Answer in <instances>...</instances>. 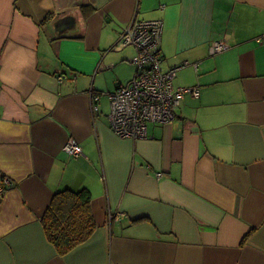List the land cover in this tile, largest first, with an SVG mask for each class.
Segmentation results:
<instances>
[{"label": "crops", "instance_id": "obj_1", "mask_svg": "<svg viewBox=\"0 0 264 264\" xmlns=\"http://www.w3.org/2000/svg\"><path fill=\"white\" fill-rule=\"evenodd\" d=\"M134 18L163 21L162 69L199 88L143 139L109 120ZM263 35L264 0H0V264H264ZM64 188L96 228L60 255L41 218Z\"/></svg>", "mask_w": 264, "mask_h": 264}, {"label": "built area", "instance_id": "obj_2", "mask_svg": "<svg viewBox=\"0 0 264 264\" xmlns=\"http://www.w3.org/2000/svg\"><path fill=\"white\" fill-rule=\"evenodd\" d=\"M163 21L161 19L131 20L122 30L119 42L131 46L134 55L129 61L134 71L131 78L108 92L110 102L109 120L112 131L121 138H147L148 123L166 124L175 115L174 108L186 94L197 97V86H175L176 71L184 65L179 64L162 69L161 38ZM261 40L264 42V35ZM227 44L221 40L211 42V52L224 50ZM97 96L93 97V107ZM63 149L73 156L82 154L80 144L70 138ZM161 176V172L156 173ZM5 178L0 192L8 186ZM122 212L110 213L109 218L120 219Z\"/></svg>", "mask_w": 264, "mask_h": 264}, {"label": "trees", "instance_id": "obj_3", "mask_svg": "<svg viewBox=\"0 0 264 264\" xmlns=\"http://www.w3.org/2000/svg\"><path fill=\"white\" fill-rule=\"evenodd\" d=\"M41 223L47 239L60 255L85 241L96 228L89 190L64 188L55 192ZM249 234L250 232L243 237L242 242Z\"/></svg>", "mask_w": 264, "mask_h": 264}, {"label": "rangeland", "instance_id": "obj_4", "mask_svg": "<svg viewBox=\"0 0 264 264\" xmlns=\"http://www.w3.org/2000/svg\"><path fill=\"white\" fill-rule=\"evenodd\" d=\"M123 53H124V56L125 57L130 58V57H132L134 55V49L131 46H126L125 49H124V51H123ZM131 69H132V67L128 65V62L127 63L125 62L124 64H122L120 66V75L122 77H126V76L129 75L128 76V78H129L132 75V70ZM125 81L126 80H124L122 82L125 83Z\"/></svg>", "mask_w": 264, "mask_h": 264}, {"label": "water", "instance_id": "obj_5", "mask_svg": "<svg viewBox=\"0 0 264 264\" xmlns=\"http://www.w3.org/2000/svg\"><path fill=\"white\" fill-rule=\"evenodd\" d=\"M67 19L74 21V19H73V18H71V17H67V18H66V20H67Z\"/></svg>", "mask_w": 264, "mask_h": 264}]
</instances>
